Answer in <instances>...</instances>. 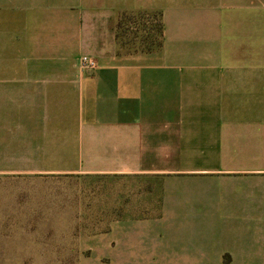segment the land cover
Instances as JSON below:
<instances>
[{"label":"crops","instance_id":"obj_1","mask_svg":"<svg viewBox=\"0 0 264 264\" xmlns=\"http://www.w3.org/2000/svg\"><path fill=\"white\" fill-rule=\"evenodd\" d=\"M87 225L127 264H264V0H0V250Z\"/></svg>","mask_w":264,"mask_h":264},{"label":"rangeland","instance_id":"obj_2","mask_svg":"<svg viewBox=\"0 0 264 264\" xmlns=\"http://www.w3.org/2000/svg\"><path fill=\"white\" fill-rule=\"evenodd\" d=\"M133 17L135 16L132 14H124L120 16V21L123 25L119 31L123 41L133 42L135 40V44H130V46H134L139 45L138 41L140 42L143 38H146L147 40L158 39L159 20L157 17H144L143 19L138 20L139 23H134ZM136 31H138L139 37L134 39L133 33ZM130 46L128 45V50H134L133 47L129 48ZM125 49H127V47ZM57 227L59 226L56 225V228ZM96 233L95 225H87V240H85L86 248L83 246V240L78 239V230H72L71 233H68L63 231V229H56L54 232L49 231L40 233L49 238L55 237V248L54 250L44 248L34 250V252H54L55 254L6 255L4 254L7 252L6 250H0V264H127V257L125 256L98 254V249L96 248L97 243L93 239ZM67 236L71 237L70 241L63 239ZM40 244H46V242L43 241ZM66 245H68L67 248ZM15 251L19 250H11L10 252ZM69 252L70 254H67ZM220 259L221 262L218 264H227L229 262L228 256H222Z\"/></svg>","mask_w":264,"mask_h":264},{"label":"trees","instance_id":"obj_3","mask_svg":"<svg viewBox=\"0 0 264 264\" xmlns=\"http://www.w3.org/2000/svg\"><path fill=\"white\" fill-rule=\"evenodd\" d=\"M134 16H135V17H133L134 23H139L138 20L143 19L144 17H146V16H144L142 14H134ZM122 25H123V23L119 19L118 23H117L116 37H117L118 41H120L122 48L125 49L126 48L125 43L129 44L130 42H126V41L122 40L121 33L119 31ZM158 30H159L158 31L159 35H158V39L157 40H150V39L147 40L146 38H143L139 42V46H136V47L134 46L133 47L134 50H128V47L125 50L126 51H138V50H140V51H151L153 49L159 48L161 46V44H162V41H161V39H162V26H161L160 23L158 25ZM138 37H139L138 36V31L134 32L133 33V38L137 39ZM129 48H132V47H129Z\"/></svg>","mask_w":264,"mask_h":264},{"label":"built area","instance_id":"obj_4","mask_svg":"<svg viewBox=\"0 0 264 264\" xmlns=\"http://www.w3.org/2000/svg\"><path fill=\"white\" fill-rule=\"evenodd\" d=\"M96 60L90 57H82L81 58V66L83 69H94L96 68Z\"/></svg>","mask_w":264,"mask_h":264}]
</instances>
